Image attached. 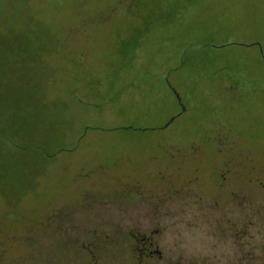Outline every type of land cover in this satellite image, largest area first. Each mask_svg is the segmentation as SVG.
Listing matches in <instances>:
<instances>
[{
  "label": "rangeland",
  "instance_id": "rangeland-1",
  "mask_svg": "<svg viewBox=\"0 0 264 264\" xmlns=\"http://www.w3.org/2000/svg\"><path fill=\"white\" fill-rule=\"evenodd\" d=\"M220 174L264 196V0H0V264H129L125 210ZM85 214L116 235L91 236L95 263ZM260 215L242 264H264ZM177 219L165 250L234 255Z\"/></svg>",
  "mask_w": 264,
  "mask_h": 264
},
{
  "label": "flooded vegetation",
  "instance_id": "flooded-vegetation-1",
  "mask_svg": "<svg viewBox=\"0 0 264 264\" xmlns=\"http://www.w3.org/2000/svg\"><path fill=\"white\" fill-rule=\"evenodd\" d=\"M220 178L212 190L207 191L191 187L188 191L182 192L179 184L172 180L159 183L155 191L149 190L151 196L140 199L136 203V210L123 212L125 221L121 230L125 254L122 257L129 264L131 261H136V264H219V256L210 255L209 250L203 254L184 257L164 249L177 244L173 235L178 226V215H188L191 228L206 226L208 232V238L196 241H202V246L206 247L213 239L212 236L220 240L227 232L229 236H226L229 239L226 242L234 245L235 252L232 257L227 255L221 257L226 259L223 264L230 262L242 264L243 219H246L243 214L261 216L260 207L264 209V203H260V200L263 201L264 196L246 195L243 183L247 181L242 175H235L232 178L220 174ZM256 181H260L259 175H256L253 182ZM222 196L225 197L223 202L220 201ZM251 198L256 199V202L254 203ZM85 215L86 224L83 230L73 233V236L76 247L79 246L77 249L85 253L81 255V261L95 263L99 257L96 254L99 246L92 242L91 236L98 231L104 234V237H111L114 240L116 235H111L105 224L94 223L95 215ZM247 225L248 219L245 221V226Z\"/></svg>",
  "mask_w": 264,
  "mask_h": 264
}]
</instances>
